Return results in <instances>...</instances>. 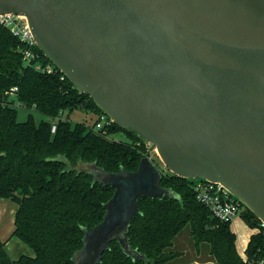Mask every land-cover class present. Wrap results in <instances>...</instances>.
Listing matches in <instances>:
<instances>
[{
  "label": "water",
  "instance_id": "95a60500",
  "mask_svg": "<svg viewBox=\"0 0 264 264\" xmlns=\"http://www.w3.org/2000/svg\"><path fill=\"white\" fill-rule=\"evenodd\" d=\"M38 48L121 129L184 178L222 183L264 225V0H0ZM113 187L72 264H99L127 236L138 198L177 197L148 156L133 170L78 160Z\"/></svg>",
  "mask_w": 264,
  "mask_h": 264
},
{
  "label": "trees",
  "instance_id": "16d2710c",
  "mask_svg": "<svg viewBox=\"0 0 264 264\" xmlns=\"http://www.w3.org/2000/svg\"><path fill=\"white\" fill-rule=\"evenodd\" d=\"M23 43L0 24V198L16 204L12 235L27 243L34 255L11 258L0 240V264H72L71 256L82 246L83 227L102 220L104 203L113 187L92 183V176L77 173L78 160L96 161L108 171L133 170L147 155L144 143L131 129L111 121L100 130L94 123L73 124L64 110L90 109L102 113L90 96L76 89L62 73H46L27 66ZM42 62L49 59L37 47ZM18 87L16 98L44 116L38 123L28 114L16 119V107L4 102L5 91ZM56 127L51 132V121ZM121 130L126 138L110 139ZM161 172V185L177 197L138 198L139 212L132 217L127 236L132 248L143 254L132 258L117 240L103 251L99 264H166L179 253L173 239L187 224L195 243L206 241L217 264H264V225L247 208L240 212L253 231L244 255L236 250V234L229 222L214 219L198 202L192 180Z\"/></svg>",
  "mask_w": 264,
  "mask_h": 264
},
{
  "label": "built area",
  "instance_id": "2783aa9c",
  "mask_svg": "<svg viewBox=\"0 0 264 264\" xmlns=\"http://www.w3.org/2000/svg\"><path fill=\"white\" fill-rule=\"evenodd\" d=\"M0 24L6 27L12 35L18 38L24 45L21 48L22 59L27 66L34 70L46 73H55L61 71L49 62H42L37 51V44L29 28L25 15L13 12L0 13ZM65 75L62 73L60 78ZM16 85L11 86L5 91V101L13 107L25 106L24 103L16 98ZM112 121L105 113H99L94 123V129L100 130L104 125ZM56 121H51V132L55 130ZM195 198L209 210L211 216L220 222H231L232 218L244 209L243 203L238 200L222 183L203 178H190ZM263 225V224H262ZM262 264V262H260Z\"/></svg>",
  "mask_w": 264,
  "mask_h": 264
},
{
  "label": "rangeland",
  "instance_id": "374dc122",
  "mask_svg": "<svg viewBox=\"0 0 264 264\" xmlns=\"http://www.w3.org/2000/svg\"><path fill=\"white\" fill-rule=\"evenodd\" d=\"M28 114H32L33 121L35 123H38L41 119H46V116H44L43 114H41L40 112L34 109L28 108L26 106L16 107L17 120L19 121L25 120ZM62 115L63 117H67L71 122V124L77 121H82L87 125H91L98 117L97 112L92 111L90 109H83L79 107L74 108L72 110H64ZM140 137L141 136H139V138ZM108 138L116 139V140L118 139L124 140L126 136L123 131L117 130L109 134ZM140 140L144 143V147L147 153L146 156L150 158V160L155 164V166L158 169L164 170L165 172L172 173L164 166L163 162L161 161L158 155L157 150L152 149L151 144L147 142L144 138L141 137ZM8 201L14 203L11 199H8ZM240 212L232 218L230 222V227L233 230V232L236 234V250L241 256H243L244 249L246 247V243L249 239V236L253 231L256 230V228H252L244 220V217L241 216ZM22 244L23 246H25V248L31 249L33 251V249L24 241H22ZM171 250L176 251L179 254L176 255L170 261H168L166 264H187V263L193 264L194 260H197L198 262H202L203 264H217L214 257L209 252V243L206 241H200L198 243H195V240L190 233V227L188 224L184 226L182 230L173 239V245L171 247Z\"/></svg>",
  "mask_w": 264,
  "mask_h": 264
},
{
  "label": "crops",
  "instance_id": "0c3cea01",
  "mask_svg": "<svg viewBox=\"0 0 264 264\" xmlns=\"http://www.w3.org/2000/svg\"><path fill=\"white\" fill-rule=\"evenodd\" d=\"M15 209V203L9 202L6 198H0V240L4 242V247L11 258H17L21 254H24V252L26 255L32 256L34 255V251L25 248L22 244V240L12 235V231L15 226ZM194 263L203 264L197 260H194Z\"/></svg>",
  "mask_w": 264,
  "mask_h": 264
}]
</instances>
